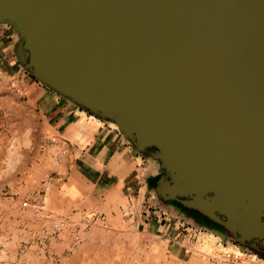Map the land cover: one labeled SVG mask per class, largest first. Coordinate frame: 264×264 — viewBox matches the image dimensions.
Listing matches in <instances>:
<instances>
[{
	"label": "water",
	"instance_id": "95a60500",
	"mask_svg": "<svg viewBox=\"0 0 264 264\" xmlns=\"http://www.w3.org/2000/svg\"><path fill=\"white\" fill-rule=\"evenodd\" d=\"M0 24L25 72L155 164L154 197L264 255V0H0Z\"/></svg>",
	"mask_w": 264,
	"mask_h": 264
},
{
	"label": "crops",
	"instance_id": "0c3cea01",
	"mask_svg": "<svg viewBox=\"0 0 264 264\" xmlns=\"http://www.w3.org/2000/svg\"><path fill=\"white\" fill-rule=\"evenodd\" d=\"M9 39L0 35L1 72L16 77L0 84V264H264L162 215L148 185L155 164L115 125L16 68Z\"/></svg>",
	"mask_w": 264,
	"mask_h": 264
},
{
	"label": "flooded vegetation",
	"instance_id": "af4514ba",
	"mask_svg": "<svg viewBox=\"0 0 264 264\" xmlns=\"http://www.w3.org/2000/svg\"><path fill=\"white\" fill-rule=\"evenodd\" d=\"M175 201L176 200L163 201L159 198H156L158 209L162 213V215H164V216H168V217L173 218V219L180 218L183 220L184 225H186L188 227L200 228L204 231L216 234L217 236H219V238H220V234H226L227 235V233H229L221 224L212 221L211 219H209L208 217H206L205 215H203L202 213H200L198 211L201 214V216L202 215L205 216V220L206 219L209 220L210 224L212 223L213 226L210 225L206 221H205V224L200 223L199 221H201V220L196 215L194 216V215H191V214L184 212V210L181 209V206H179L177 203H175ZM194 210H196V209H194ZM228 239H229V241L233 242L236 245V247H238L239 249L251 251V249L249 247H245V246L238 244L235 241V239H233V237L229 236ZM224 241H226V239ZM247 243H249V242H247ZM260 248H262L263 249L262 251L264 252V248L263 247H260Z\"/></svg>",
	"mask_w": 264,
	"mask_h": 264
},
{
	"label": "rangeland",
	"instance_id": "374dc122",
	"mask_svg": "<svg viewBox=\"0 0 264 264\" xmlns=\"http://www.w3.org/2000/svg\"><path fill=\"white\" fill-rule=\"evenodd\" d=\"M3 30H0V35L1 34H9V42L7 44V47H6V50L7 52L9 53L8 56L10 57V60L13 62L14 65H16V68L20 67L19 63L17 62L15 56H14V53H13V38H14V33L13 31L11 30V28L7 25L4 26V24H1ZM6 30V31H5ZM4 31V32H2ZM3 45L0 44V48L2 47ZM22 70V69H21ZM5 74H3L1 72V69H0V84L3 85V87H6V88H10L11 86H14L15 85V78L16 77H13L9 74L3 76ZM13 80V81H12ZM110 123V122H109ZM112 124V123H111ZM114 125V124H113ZM226 239V241H224ZM219 244H223L226 248H229V249H233L235 250L236 253H242V252H247V250H242V249H239L236 247V245L229 241L228 237L226 234H220V238L218 240ZM42 247H40V249H38L41 253H47V242L46 241H43L40 243ZM40 253V254H41ZM23 264H47V259L44 257V256H39L38 258H34V261L32 258H25L24 260V263Z\"/></svg>",
	"mask_w": 264,
	"mask_h": 264
},
{
	"label": "trees",
	"instance_id": "16d2710c",
	"mask_svg": "<svg viewBox=\"0 0 264 264\" xmlns=\"http://www.w3.org/2000/svg\"><path fill=\"white\" fill-rule=\"evenodd\" d=\"M158 177H159V174H156V175L150 177V179L148 181L149 187H153L155 185ZM175 203H177L179 206H181V209L184 210V212L191 214V215H194V216L196 215L201 220V221H199L200 223L205 224V221H206L210 224L209 220H207V219L205 220V216H203V215L201 216V214L198 211L191 209V208H188V207H185V206L181 205L180 203H178L177 201H175ZM210 225H212V223Z\"/></svg>",
	"mask_w": 264,
	"mask_h": 264
},
{
	"label": "built area",
	"instance_id": "2783aa9c",
	"mask_svg": "<svg viewBox=\"0 0 264 264\" xmlns=\"http://www.w3.org/2000/svg\"><path fill=\"white\" fill-rule=\"evenodd\" d=\"M55 159L57 160V157H55ZM45 183H49L50 182V178L49 177H47V179L44 181ZM23 203L24 204H26L27 203V201H23ZM40 207L42 206V203L39 205ZM190 228H193V229H198V230H201L202 231V229H200V228H194V227H190ZM195 231V230H194ZM188 235H187V237L189 236V235H192V233H193V230H190V231H188ZM238 248V247H237ZM245 251V250H244Z\"/></svg>",
	"mask_w": 264,
	"mask_h": 264
}]
</instances>
